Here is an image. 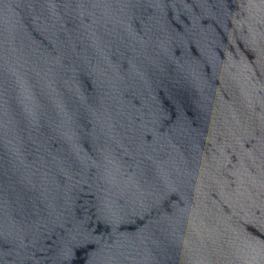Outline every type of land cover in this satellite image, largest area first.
I'll use <instances>...</instances> for the list:
<instances>
[{"label": "water", "instance_id": "95a60500", "mask_svg": "<svg viewBox=\"0 0 264 264\" xmlns=\"http://www.w3.org/2000/svg\"><path fill=\"white\" fill-rule=\"evenodd\" d=\"M0 264H264V0H0Z\"/></svg>", "mask_w": 264, "mask_h": 264}]
</instances>
